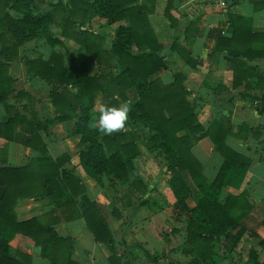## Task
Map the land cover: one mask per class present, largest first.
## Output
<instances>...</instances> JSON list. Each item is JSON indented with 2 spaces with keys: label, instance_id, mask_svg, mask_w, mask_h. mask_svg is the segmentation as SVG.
<instances>
[{
  "label": "crops",
  "instance_id": "0c3cea01",
  "mask_svg": "<svg viewBox=\"0 0 264 264\" xmlns=\"http://www.w3.org/2000/svg\"><path fill=\"white\" fill-rule=\"evenodd\" d=\"M38 1L32 5L36 15L54 6L52 21L44 32L40 29L31 34L14 33L15 24L23 15L13 11L11 4L0 9V67L5 65L4 76L14 80L12 94L0 104V168H28L31 188L15 201L16 221L39 219L62 239L70 240L69 261L75 264H208L201 254H193L188 244L191 213L178 204L169 183L162 185L159 180H152L155 188L150 192L147 189L149 178L142 177L146 169L144 161L154 164L158 157L159 171L165 167L171 175L165 159L160 158L164 153L159 144L148 142L153 132L149 124H143L149 135L133 131L131 126L137 122L130 118L121 131L128 141L131 142L132 137L137 139L130 152H125L132 156V152L137 151V155L131 157L133 168L137 170L136 178L124 184L104 174L96 181L81 164V153L88 146L77 133L74 118L82 107L78 99L83 86L81 78L99 77L110 82L122 73L123 67L113 52V42L115 28L118 24L125 25L126 21L112 23L99 18L93 12V0ZM230 3L231 0H136L135 5L149 10V24L160 45L158 57L163 67L152 79L170 86L179 78L180 88L187 91L186 100L201 129L186 128L180 134L192 141L190 152L202 166L206 183L217 178L224 164L213 141L205 135L211 124L226 126L231 133L226 139L227 147L249 160L239 189L222 188L219 201L224 204L228 195L242 194L251 208L244 210L245 216L238 224L231 221L232 227L227 229L232 236L241 234L237 243L227 240V234L213 242L215 260L218 264H264V245L260 243L264 241V110L260 102L264 95V57L249 60L237 55L233 58L227 51L217 50L219 39L230 40L233 36L228 24L229 14L248 18L251 31L264 35V0H238L233 8H229ZM72 10H81L75 19L84 23L80 26L78 22L70 29L65 27L68 24L65 14ZM66 29L69 30L65 34ZM78 30L102 37L105 54L89 56L86 48L73 38V31ZM130 51L133 56L140 55L135 46ZM56 54L61 57L63 66L76 75V83L61 87L54 79L36 76L26 65L29 61L47 62ZM121 86L125 100L116 96L117 105L128 102L131 108L138 99L137 92L133 85L126 89ZM18 92L24 94L15 99ZM106 105L100 94L95 96L92 105L95 114L89 118V128L94 129L99 109ZM13 116V140L9 141L5 137V123ZM70 116L74 117L68 118ZM105 136L99 133L96 140L108 154ZM61 156H66L67 160L59 165L58 171L75 178L71 182L75 192L72 197L62 189L51 188L46 194L39 176L43 167L34 163L37 159L43 162ZM53 181L52 174L48 186ZM160 184L163 189L158 188ZM5 189L0 187V198ZM188 190L185 202L191 210L198 207L204 197L192 179ZM86 199L94 202L110 231L112 241L109 243L97 241L81 218ZM218 211L213 208L205 213L222 217ZM225 219L231 220V217ZM34 243L26 235H17L8 244L10 257L24 264H50L43 247ZM55 252L59 263L67 264L65 247L56 248Z\"/></svg>",
  "mask_w": 264,
  "mask_h": 264
},
{
  "label": "trees",
  "instance_id": "16d2710c",
  "mask_svg": "<svg viewBox=\"0 0 264 264\" xmlns=\"http://www.w3.org/2000/svg\"><path fill=\"white\" fill-rule=\"evenodd\" d=\"M237 1L231 0L229 8H233ZM9 4L13 11L23 15L15 24L22 33L31 34L40 29H43L44 32L48 23L52 21L54 6L46 13L36 15L33 13L34 2L32 0H0V9L3 10ZM135 4L136 0H93L92 2L93 12L99 18L112 23L126 21L125 25L118 24L115 28L116 34L113 42V52L117 55V61L123 70L118 77L112 78L110 82L99 77H79L83 84L78 97L82 107L80 113L75 112L77 114L75 117L68 118L76 119L77 133L81 135L83 142H88L87 148L82 151L80 156L81 164L96 181L101 180V176L104 174L118 180L127 181L130 178L129 171L134 170L131 157L136 156L137 151L134 150L132 156H127L125 152H130L133 142H136L137 139L132 137L130 142L123 132L105 136L104 144L109 152L107 154L103 150V145L96 140L99 132L89 128L88 121L95 114L92 105L96 95L100 94L106 100V106H118L116 96L125 100L119 86L122 85L121 87L126 89L133 85L138 99L132 104L131 108L133 109L130 108L129 118L135 123L149 124L153 132L148 142L159 144L164 155L169 158L171 163H174L167 165L172 174L168 185L177 198L178 204L191 213L192 219L187 227L188 244L193 248V254L197 256L201 254L203 260H206L208 264H218V261L215 260L217 254L211 245L224 234H227V240L237 243L241 234L232 236L227 233V229L232 227L231 221L238 224L245 216L244 210L251 208L242 194H239L238 197L228 195L225 203L221 204L220 193L224 187L239 189L249 168V160L242 155L235 154L227 147L226 139L231 133L226 126L218 125V123L211 124L205 131V135L213 141L224 164L217 178L211 183H206L202 166L190 152L192 141L187 135L180 134L186 128L191 131L201 129L197 125L192 106L186 100L187 91L180 88L179 78L170 86L162 85L159 79H152L163 67V62L158 57L160 45L156 42L149 24V10ZM88 5L91 6L90 2ZM254 8L259 9L256 6ZM78 13H82L81 10L77 12L72 10L65 14V21L68 23L65 25L66 28L71 29L78 22H80V26L84 23L82 20L76 21L75 16ZM166 16L170 18L169 12H166ZM228 19L233 36L230 40L219 39L217 50L219 52L227 51L228 55L233 58L237 55L244 56L249 60L263 58L264 35L254 34L251 31V20L235 13L229 14ZM68 30L66 29L65 34ZM73 34H75L73 38L86 48L89 56L95 58V56L99 57L105 54L101 46L102 37L82 30L73 31ZM49 39L52 38L49 37ZM237 45L238 47H236ZM132 46L138 49L140 55L133 56L131 54ZM26 65L36 76L54 79L56 84L61 87L76 83V75L63 66L58 54L53 55L47 62L29 61L26 62ZM3 69H6L5 65L0 67V104L5 103L12 94L14 84L12 78L4 76ZM23 94V92H18L14 98L17 99ZM260 102H262L261 108L264 110V95ZM14 118V116L10 117L5 123V137L9 141L13 140ZM66 160V156H61L56 160L49 159L41 162L37 159L34 161L39 168L43 167L44 171H40L39 176L42 178L46 194L52 188L53 190L62 189L68 192L71 197L74 195V185L71 182L75 181V178L58 171L59 165ZM52 174L54 181L52 185L48 186ZM56 174L59 180L57 178L55 180ZM184 175L192 179L204 197L198 207L191 210L185 202V197L189 192V183L185 181ZM29 176L28 168H0V187L6 188L0 198V264H24L22 261L11 258L9 254L8 244L20 234L30 237L36 246L43 247V253L50 264H60L55 252V249L59 247H65L67 251L66 263L75 264L69 261L70 240L62 239L53 232L49 225L42 224L39 219H29L20 221V223L16 221L15 201L20 196L26 195V190H31L28 185ZM86 200L87 205L84 207L81 218L84 219L87 228L92 231L97 241L104 244L109 243L112 241L110 231L99 215L94 202ZM213 208H217L222 217L205 213L208 209ZM238 212L239 215L235 216L234 214ZM227 216L231 217V220L225 219L228 218ZM262 224L264 225V221ZM260 243L264 245V241ZM51 250L53 251L50 252ZM251 258L256 261L254 256Z\"/></svg>",
  "mask_w": 264,
  "mask_h": 264
},
{
  "label": "clouds",
  "instance_id": "9594fccd",
  "mask_svg": "<svg viewBox=\"0 0 264 264\" xmlns=\"http://www.w3.org/2000/svg\"><path fill=\"white\" fill-rule=\"evenodd\" d=\"M130 110L128 102H121L118 106H102L94 129L107 136L123 131L129 119Z\"/></svg>",
  "mask_w": 264,
  "mask_h": 264
},
{
  "label": "rangeland",
  "instance_id": "374dc122",
  "mask_svg": "<svg viewBox=\"0 0 264 264\" xmlns=\"http://www.w3.org/2000/svg\"><path fill=\"white\" fill-rule=\"evenodd\" d=\"M35 1V3L34 4H36V3H38L39 1L38 0H34ZM45 12V11H44ZM16 27V26H15ZM14 29V28H13ZM12 29V30H13ZM18 28H16L15 30H13V32L15 33H18L19 31H20V29H18ZM17 30V31H16ZM131 128H132V130L133 131H139V132H141V133H143V134H145V135H149V131H147V127H145L143 124H141V122L140 123H136V124H132V126H131ZM152 130V129H151ZM142 134V135H143ZM155 158H156V156H154ZM154 158V159H155ZM162 160L163 159H166L165 161H166V164L165 165H172V164H174V163H171V161L169 160V158L166 156V155H163V157H160ZM164 161V160H163ZM155 163L154 164H150V161H149V164L146 162V161H144L143 162V164H145V167H146V169H144V173H143V176L142 177H146V178H149V181H148V186H147V189L149 190V192H150V190H153L155 187H152V180H156V181H160L161 182V184L162 183H165L166 181L167 182H169L170 180H171V176H172V174L171 175H169L168 174V172H166V168L165 167H163L162 168V170H161V172L159 171V159H158V157L156 158V161H154ZM152 163V162H151ZM158 164V165H157ZM156 166V167H155ZM138 175H139V173H138ZM129 176H130V178L129 179H132V178H136L137 177V170L136 169H134L133 171H129ZM128 179V180H129ZM184 179H185V181L187 182V183H189V180H190V178L189 177H187V175H184ZM127 180V181H128ZM121 183H126L127 181H125V180H119ZM161 184L159 185V187L158 188H160V189H163V187L161 186ZM163 185V184H162ZM171 191V190H170ZM164 205H166V204H164Z\"/></svg>",
  "mask_w": 264,
  "mask_h": 264
}]
</instances>
